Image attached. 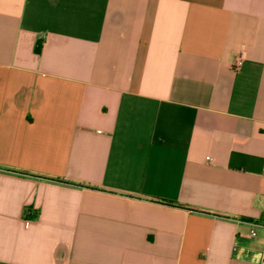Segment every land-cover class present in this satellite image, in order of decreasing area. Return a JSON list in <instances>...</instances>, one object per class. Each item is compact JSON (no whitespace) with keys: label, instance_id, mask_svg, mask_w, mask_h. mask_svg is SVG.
Wrapping results in <instances>:
<instances>
[{"label":"crops","instance_id":"1","mask_svg":"<svg viewBox=\"0 0 264 264\" xmlns=\"http://www.w3.org/2000/svg\"><path fill=\"white\" fill-rule=\"evenodd\" d=\"M253 223L264 0H0V264H260Z\"/></svg>","mask_w":264,"mask_h":264},{"label":"built area","instance_id":"2","mask_svg":"<svg viewBox=\"0 0 264 264\" xmlns=\"http://www.w3.org/2000/svg\"><path fill=\"white\" fill-rule=\"evenodd\" d=\"M242 65V55L236 56L232 62V70L237 71ZM32 214L31 211H27L25 213L26 215V219L24 220V223L26 225H28L30 223V218H28L30 215ZM253 227H258V226H262L264 227V224H258V223H253L252 224ZM254 236V229H252L249 233V237ZM259 262L260 264H264V249L261 251L260 254V258H259Z\"/></svg>","mask_w":264,"mask_h":264},{"label":"trees","instance_id":"3","mask_svg":"<svg viewBox=\"0 0 264 264\" xmlns=\"http://www.w3.org/2000/svg\"><path fill=\"white\" fill-rule=\"evenodd\" d=\"M39 50H40V47H39V45H37V46L35 47V51H36V52H39ZM168 203L171 204V205L174 204V203H172V202H168Z\"/></svg>","mask_w":264,"mask_h":264}]
</instances>
